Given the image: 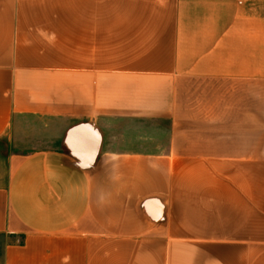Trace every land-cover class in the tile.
Masks as SVG:
<instances>
[{"label": "crops", "instance_id": "1", "mask_svg": "<svg viewBox=\"0 0 264 264\" xmlns=\"http://www.w3.org/2000/svg\"><path fill=\"white\" fill-rule=\"evenodd\" d=\"M0 152L1 264H264V0H0Z\"/></svg>", "mask_w": 264, "mask_h": 264}, {"label": "rangeland", "instance_id": "2", "mask_svg": "<svg viewBox=\"0 0 264 264\" xmlns=\"http://www.w3.org/2000/svg\"><path fill=\"white\" fill-rule=\"evenodd\" d=\"M28 147H30V145H28ZM6 154L3 152H0V179H2V176H4V174L7 171V160H6ZM2 237H0V245L2 244ZM1 247H0V264H1Z\"/></svg>", "mask_w": 264, "mask_h": 264}]
</instances>
